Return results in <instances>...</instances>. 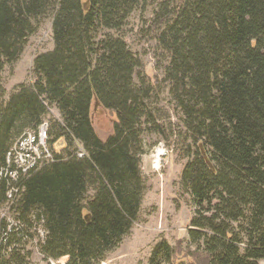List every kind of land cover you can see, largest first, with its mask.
<instances>
[{
	"label": "trees",
	"instance_id": "1",
	"mask_svg": "<svg viewBox=\"0 0 264 264\" xmlns=\"http://www.w3.org/2000/svg\"><path fill=\"white\" fill-rule=\"evenodd\" d=\"M139 4L0 0V74L53 17V50L34 59L32 83L6 100L0 86V170L24 133L36 132L51 111L59 116L48 124L51 162L11 184L10 215L22 228L8 233L2 225L0 264H26L20 252L40 219L46 261L100 264L119 247L145 192L142 138L168 139L153 108L162 85L191 142L180 178L193 206L188 242L203 264L264 260V0H167L151 26L168 57L154 83L138 73L141 63L124 41L107 34L119 32ZM99 112L113 119L105 139L92 120ZM7 184L0 179V208ZM173 255L162 240L149 264H169Z\"/></svg>",
	"mask_w": 264,
	"mask_h": 264
},
{
	"label": "rangeland",
	"instance_id": "2",
	"mask_svg": "<svg viewBox=\"0 0 264 264\" xmlns=\"http://www.w3.org/2000/svg\"><path fill=\"white\" fill-rule=\"evenodd\" d=\"M167 0H140L139 7L131 15L126 25L117 33L108 35L120 38L128 50L141 63L138 73L146 82L154 83L163 79L168 64L167 55L155 42L151 26L159 8ZM52 15L41 24L36 35L29 39L19 60L5 68L0 74V86L5 91L4 100L14 87L32 83L31 71L34 59L53 50ZM137 84V78L134 77ZM153 108L160 124L165 128L167 140L157 134H145L142 138L144 154L140 160V171L145 192L138 220L118 248L108 253L100 264H149L154 246L164 240L172 248L174 255L169 264H203L204 255L188 242L187 232L193 216L190 198L180 188L181 173L186 163L184 153L190 147V139L183 128V116L175 108L168 95V87L162 85ZM59 119L56 111H51L44 122L52 124ZM98 136L105 139L111 132L112 117L106 112L92 115ZM29 139L27 145L32 142ZM78 146V145H77ZM25 147V146H24ZM78 153L84 156V153ZM92 194L90 193L89 196ZM35 241L26 243L21 250L26 264H50L40 254ZM66 258L56 262L65 264ZM257 264H264V260Z\"/></svg>",
	"mask_w": 264,
	"mask_h": 264
},
{
	"label": "built area",
	"instance_id": "3",
	"mask_svg": "<svg viewBox=\"0 0 264 264\" xmlns=\"http://www.w3.org/2000/svg\"><path fill=\"white\" fill-rule=\"evenodd\" d=\"M47 131L48 123L43 122L36 132L28 131L13 145L9 150L5 167L0 170V179H7L6 187V204L0 208V231L2 225L5 226L8 233L13 230L14 232L18 228H22V224L17 221L16 218L10 215V210L13 205L15 194L17 190L12 187L11 184L16 183L21 176H26L31 171L40 167L43 164L50 163L52 160V154L47 147ZM31 139L32 143L28 146L27 142ZM25 146V147H24ZM81 152V150H80ZM78 157H82L81 154H77ZM43 219L33 223V229L31 233L34 235V241L37 245H43L46 241V232L43 228ZM3 235L0 237L2 240ZM50 264H58V262H50Z\"/></svg>",
	"mask_w": 264,
	"mask_h": 264
},
{
	"label": "water",
	"instance_id": "4",
	"mask_svg": "<svg viewBox=\"0 0 264 264\" xmlns=\"http://www.w3.org/2000/svg\"><path fill=\"white\" fill-rule=\"evenodd\" d=\"M61 147H62V145H61V146H58V145H57V146H56V150L60 149Z\"/></svg>",
	"mask_w": 264,
	"mask_h": 264
},
{
	"label": "bare ground",
	"instance_id": "5",
	"mask_svg": "<svg viewBox=\"0 0 264 264\" xmlns=\"http://www.w3.org/2000/svg\"><path fill=\"white\" fill-rule=\"evenodd\" d=\"M22 136H23V135H22ZM22 136H21V137H22ZM25 241H26V239H25Z\"/></svg>",
	"mask_w": 264,
	"mask_h": 264
}]
</instances>
